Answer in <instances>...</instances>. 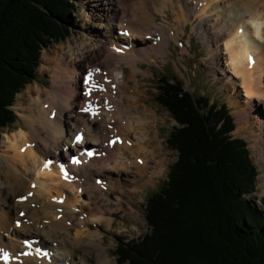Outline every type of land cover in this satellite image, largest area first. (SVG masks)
<instances>
[{
	"label": "bare ground",
	"instance_id": "1",
	"mask_svg": "<svg viewBox=\"0 0 264 264\" xmlns=\"http://www.w3.org/2000/svg\"><path fill=\"white\" fill-rule=\"evenodd\" d=\"M147 1H111L114 12L111 18L120 9L128 12L124 15L126 19L117 16L111 23L117 22L116 31L128 32L129 37L115 32L106 40L93 38L88 46L68 48L66 54L61 50H55L51 56L44 53L41 62L54 68L51 88L22 93L21 97L28 102L26 108L20 104V94L17 97L16 108L25 128L2 137L0 250L19 258L18 264H114L102 244L99 228L113 233L116 228L119 232L127 219L130 227L138 230L140 221L133 208L136 194L165 174L166 159L157 131L162 120L160 114L144 106L140 84L136 81L133 87L129 82L138 79L142 71L138 62L149 63L151 52L163 57L169 52L172 39L171 31L157 25L153 15V11L164 13L165 2L171 4L172 0H162L159 9H149ZM181 3L185 14L181 11L179 17L184 15L188 19L191 14L195 17L200 14V24L206 26L201 40L209 55L213 56L212 47L216 52L221 51L218 39L222 37V52L228 55L226 66L231 71L230 82H238V88L243 90L245 107L238 111L237 119L243 122L240 127L249 133L247 116L257 111L264 115V0H181ZM111 23L107 26L110 31ZM147 36L154 40L150 49L143 50ZM252 55L255 63L248 66L247 57ZM82 62L87 65L83 68L82 82L85 74L91 73L90 84L98 87L91 92L96 97L94 100L85 95L89 85L78 82ZM124 66L130 68L126 75ZM41 94H45L44 99ZM93 102L91 111L82 110ZM253 102L263 104V109L255 107ZM237 127L234 134L239 132ZM258 129L259 133L252 135L255 137L252 148L264 164V120ZM74 130L83 133L80 145L72 142L75 132L69 137ZM250 133L255 132L251 129ZM88 143L96 147L94 156L81 157L77 164L68 165L72 178H63L56 164L59 152L64 151L70 159L69 152L76 153L77 147L83 148ZM51 154L54 162L46 169L43 163ZM111 172L116 174V179L110 176ZM127 185L133 202L125 197ZM115 191L121 192L115 203H111L110 196ZM82 193L89 196V203L81 198ZM119 210L121 220L116 222L114 215ZM100 219L107 220L106 227L99 224ZM92 220L98 224H89ZM92 225H96L93 230ZM27 243L30 248L27 256H23Z\"/></svg>",
	"mask_w": 264,
	"mask_h": 264
},
{
	"label": "trees",
	"instance_id": "2",
	"mask_svg": "<svg viewBox=\"0 0 264 264\" xmlns=\"http://www.w3.org/2000/svg\"><path fill=\"white\" fill-rule=\"evenodd\" d=\"M66 0H0V128L16 120V94L36 79L41 49L70 31ZM156 102L177 124L167 181L145 207L148 233L118 244L117 264H264V212L253 197L257 170L233 138L225 104L193 97L177 79L161 81ZM253 199L252 201L250 199Z\"/></svg>",
	"mask_w": 264,
	"mask_h": 264
},
{
	"label": "rangeland",
	"instance_id": "3",
	"mask_svg": "<svg viewBox=\"0 0 264 264\" xmlns=\"http://www.w3.org/2000/svg\"><path fill=\"white\" fill-rule=\"evenodd\" d=\"M68 3L74 5V8L70 10L68 15L66 16V26L70 31V34L64 38L60 42L50 41V45L43 47L40 51L39 56V66H37L36 70V79L29 84H26L23 89H21L15 96L13 103L11 105V110L14 112L16 116V120L14 123L8 125L6 128H0V153L4 150L3 148V140L2 137L6 134L9 136L18 130V128L24 127V122L19 116L17 106V97L20 94L26 92L27 90H34L35 88H39L40 91L44 92L51 88V80L54 75V68L52 64L42 63L41 58L45 53L48 56H51L55 50L60 52L63 51L64 54L68 52V48H76L79 44L83 46H88L93 38H106L108 36L113 35L116 31L117 22H112V19H118L121 17L123 19L127 15L128 12H122V9L119 10L118 14L111 18V13L113 12V8H110V2L113 0H66ZM142 1V0H139ZM234 1V0H233ZM161 4V5H160ZM148 8H157L159 9L163 5L162 0H149L147 1ZM181 0H172L171 4H167L165 2V12L158 13L153 11V15L155 17L156 24L162 26L164 31H171L172 39L169 41L168 49L169 52L166 53L163 57H156L152 52L149 53L148 62L139 61L138 66L140 68L138 79L130 80L129 85L135 87L137 82L141 86V90L144 92L140 93L142 97L145 98L144 106H147L157 112L159 117L162 119L159 122L158 126V136L161 142V150L164 153V157L166 159L165 165V174L157 181L154 182L153 185L147 187L142 192L137 193L136 201H132L131 191L127 185V201L133 202V208L137 210V217L140 222H138V230L136 227H130L127 219L123 221L124 228L121 231H117L115 228L114 232L111 230H106L105 228H99L102 235V244L106 248V252L110 256L111 260L114 264L116 263V259L114 254L116 253V248L118 244H128L132 241H136L141 239L145 234L148 233V228L145 220V207L147 204V200L154 194L159 193L165 182L168 178V173L170 169V165H172L177 159V152L175 150H171L168 146V139L170 138V134L177 124L172 120L170 113L163 107L159 106L156 102V97L159 95V86L161 81L164 78L167 79H177L181 81L183 87L188 90L193 97H201L204 96L210 100V102H216L217 104H225L230 111L231 116L233 117L234 126L237 127L236 121L239 123L238 127L239 132L234 134L233 131L231 136L233 138H239L245 141L247 144V148L250 153V159L257 170L256 177V192L247 197H253L250 200L254 202V204L263 210L264 212V164L259 157V153L256 152L252 148L254 136L253 134L259 133V123L264 120V115L259 113L258 111L255 114H249V122L247 123L249 129L247 130L249 133H246V129L244 127H240L243 122H239L237 119V114H239L240 110H242L244 105L243 98V90L241 87L238 88V82L232 83L230 82L231 71L226 64L228 63V55L222 52V42L220 37L218 40L220 42L221 51L216 52L212 47V54L209 55L208 48L205 46L204 42L201 40V37L205 35L206 26L203 27L200 24V14L198 16H194V14L190 15V18L181 15V11L185 14L184 7L181 6ZM121 12V15L119 14ZM128 17V16H127ZM122 19V20H123ZM118 21V20H117ZM111 23L112 30H108L107 26ZM114 25V26H113ZM207 31V37L208 32ZM216 33V32H215ZM217 34V33H216ZM202 35V36H201ZM123 37V36H122ZM126 36H124L125 38ZM154 39L150 36L145 38L144 49H150L152 47V41ZM211 43V41H210ZM213 43V41H212ZM154 57V60L152 59ZM84 62L80 63V71L78 74V82L81 83L82 73L84 72L83 68H86L87 65ZM130 68L128 66L123 67L124 75L128 73ZM140 77V78H139ZM142 78V79H141ZM144 78V79H143ZM137 81V82H136ZM34 93V91H32ZM35 95V94H33ZM41 98H45V94H41ZM26 99L21 97L20 104L22 107L26 108L28 106V102ZM16 102V103H15ZM232 102H238L237 105H233ZM255 107L259 109H263V104L253 102ZM13 106V108H12ZM246 114V115H247ZM256 115L258 117L256 118ZM260 116V117H259ZM246 126V125H245ZM251 129L254 130L255 133H250ZM76 130L70 132L69 137ZM249 134V135H248ZM258 153V154H257ZM52 156V154H51ZM48 159H51L50 156ZM64 159V158H63ZM110 176L116 179V174L111 172ZM123 186V185H122ZM121 191H115L111 194L110 200L111 203H115L116 196L120 195ZM139 194V195H138ZM88 195L81 194V198L86 200L87 203ZM140 198V199H139ZM105 207V206H104ZM104 212L108 215V211ZM119 214L114 215L116 222L121 220L120 210ZM126 212V211H125ZM125 215V214H124ZM126 218L131 219L128 215H125ZM91 223H97L95 221H91ZM98 224V223H97ZM103 226H107V220L100 219V223ZM96 225L91 226V230L95 228ZM75 230H71L74 233ZM26 240H28L26 238Z\"/></svg>",
	"mask_w": 264,
	"mask_h": 264
},
{
	"label": "snow or ice",
	"instance_id": "4",
	"mask_svg": "<svg viewBox=\"0 0 264 264\" xmlns=\"http://www.w3.org/2000/svg\"><path fill=\"white\" fill-rule=\"evenodd\" d=\"M125 34H126V33H125ZM90 77H91V73H89L88 76L85 77L84 83H85L86 86L89 85ZM92 87H94V85H93ZM90 91H91V87H89L88 90L85 91V95H89V94H90ZM82 110H83V111H91L92 109H91V106H87V107H85V108L82 109ZM93 114H95V113L93 112ZM76 139H77V142H79V140H80L81 138H80V137H77ZM88 154L91 155L92 153L89 152ZM47 166H48V165L45 164V167H47ZM61 171L63 172V168H62V167H61ZM65 175H66V173H65ZM3 258L6 260V259H7V254H4V257H3Z\"/></svg>",
	"mask_w": 264,
	"mask_h": 264
}]
</instances>
